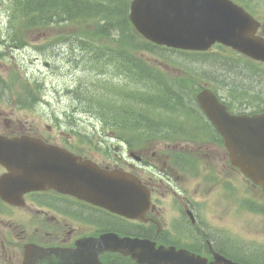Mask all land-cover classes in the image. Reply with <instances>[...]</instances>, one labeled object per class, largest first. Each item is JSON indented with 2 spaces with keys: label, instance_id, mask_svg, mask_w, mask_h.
Listing matches in <instances>:
<instances>
[{
  "label": "flooded vegetation",
  "instance_id": "af4514ba",
  "mask_svg": "<svg viewBox=\"0 0 264 264\" xmlns=\"http://www.w3.org/2000/svg\"><path fill=\"white\" fill-rule=\"evenodd\" d=\"M260 23L264 36V24ZM4 59L3 51L1 71ZM11 93L9 82L0 74V135H28L82 156L113 152L102 154L97 162L136 177L146 188L149 208L141 219H130L53 191L27 194L21 207L0 201V264H57L26 255V245L52 251L67 264H95L93 256L101 264H145L131 257L128 252L134 246L126 243L117 252L106 250L104 244L75 251L78 241L107 234L145 240L153 249L187 251L206 264H264V195L230 163L221 137L204 116L201 130L173 133L186 139L183 142L157 149L152 141L144 147L110 146L96 135L81 137V132H54L48 127L41 132L5 110L10 102L18 104L21 111L26 109ZM221 204L226 207V224L233 225H223L219 216L214 223L207 219V213ZM245 217L263 225L244 221L243 226H234L235 219Z\"/></svg>",
  "mask_w": 264,
  "mask_h": 264
},
{
  "label": "water",
  "instance_id": "95a60500",
  "mask_svg": "<svg viewBox=\"0 0 264 264\" xmlns=\"http://www.w3.org/2000/svg\"><path fill=\"white\" fill-rule=\"evenodd\" d=\"M130 9L137 30L156 44L205 51L222 43L264 61V42L254 37L257 23L228 0H133ZM197 100L222 135L232 163L264 191V112L229 115L209 90L199 93ZM60 155L36 140L0 139V161L11 171L12 186L20 185L22 192L53 188L117 210L120 185L115 172H101L72 157L53 164L51 159ZM169 254L161 251L150 263L167 264ZM134 257L149 263L147 258Z\"/></svg>",
  "mask_w": 264,
  "mask_h": 264
},
{
  "label": "trees",
  "instance_id": "16d2710c",
  "mask_svg": "<svg viewBox=\"0 0 264 264\" xmlns=\"http://www.w3.org/2000/svg\"><path fill=\"white\" fill-rule=\"evenodd\" d=\"M129 1L13 0L12 26L15 25L14 29L19 33L22 29L28 30L39 25L49 27L52 21L56 25H63L60 22L73 25L76 28L74 33L81 36L77 42L85 53L81 57L86 64L90 63L93 68L101 70L104 69L102 60H107L106 65L112 73L128 74L133 81L130 86H116L109 80L108 85H100L94 91L96 95H92L97 115H101L113 126L131 123L146 129L152 123L153 116L173 114L179 108L187 111L194 99V89H190L191 84L187 82L195 83L197 79L188 77L186 82L178 80L172 83L167 78L166 81L159 72L149 68L151 66L144 59L130 54L148 52L160 55L159 50L162 49L138 37L136 39L135 35L136 40L133 39L126 17ZM114 32L117 38L113 37ZM180 60L185 65V68L182 67L184 71H189L192 76L196 74V77L204 73V65H207L211 69L209 71L220 78L219 83L227 91L233 92L235 97L240 93L252 96L255 100L264 99V78L249 75L243 69L229 68L203 56L180 54ZM256 79L259 82L255 83ZM140 84L142 88L138 86ZM123 91L126 94L122 96Z\"/></svg>",
  "mask_w": 264,
  "mask_h": 264
},
{
  "label": "rangeland",
  "instance_id": "374dc122",
  "mask_svg": "<svg viewBox=\"0 0 264 264\" xmlns=\"http://www.w3.org/2000/svg\"><path fill=\"white\" fill-rule=\"evenodd\" d=\"M12 2L13 0H0V48H2L3 45L5 54L8 53L5 50L6 46L9 45V47H13L14 45L11 40L12 32L7 27L8 22L13 21ZM243 2L251 6L258 14L264 11V0H243ZM63 31H65V29L61 30V32ZM45 35H55V33L51 30H44L40 32V34H31L27 31L23 33L21 35V41L26 46L25 51L20 55L12 52L13 58L5 59L4 63H2V65H4V71L0 69V74L11 86H13L12 89L14 92H19L20 83L23 89L24 85L31 89L33 87L35 88V81L42 84L43 96H41V102L36 103L34 107H27L24 111H21L18 105L10 102L4 106L5 110L11 112L14 117H20L28 124H32L41 132L46 131L47 126H50L53 131H69L67 126L72 124H74L73 130L102 129L101 123L97 121V111L94 109V104L90 98V92L92 91L91 83L109 79L110 76H100L98 75V70H96V73H92L93 71H91V68L85 63L83 58L80 57L85 53L82 51V48L79 46L74 36L69 37L67 46L59 45L51 47L50 45H52V42L54 44V39ZM115 36H117V33ZM7 38H9V40ZM6 39L8 41H6L5 44ZM41 46L43 47L41 48ZM79 48H81L80 51ZM142 56L152 63L151 65L157 66L161 72L167 73L173 77L182 73V71L178 73L176 70H180L182 67L185 68L181 60L175 56L170 57L168 55H161L159 59H154L151 55L142 54ZM44 62L48 63L47 68L44 67ZM105 70L107 71V68ZM191 70H193V67H191ZM206 71H208V69H206ZM245 72L249 75L252 74L248 72V70H245ZM116 76L117 75H115V77ZM257 81L259 82V80L256 79L255 83H257ZM76 85H79L81 89L79 91H74V94H67V90L70 92ZM219 95L224 98L226 97V93H223L222 90L219 91ZM242 96L243 94L240 93H238L237 97L233 94V97L237 100L241 99ZM244 96L247 100L254 99L252 96L247 97L245 94ZM11 97L16 102L24 100L23 96L15 93H11ZM246 104L247 102L240 105L242 108H246L247 112L256 108L255 105L248 106ZM260 107H264V104H261ZM160 118L165 122L169 120L171 116L163 115ZM150 141H152L155 147H158V143L162 142L155 138H151ZM225 208L226 207L221 204L211 209L207 213L209 222L214 223L219 216L221 220L225 222L223 225H233L226 224L229 220L228 215L225 213ZM239 216L243 217V214L240 213ZM235 220L234 226H236V224L238 226H243L244 223L242 222L244 221H248L249 223L253 221L255 225H263L262 223L259 224L258 220L254 221L249 217H245L239 221H237V219Z\"/></svg>",
  "mask_w": 264,
  "mask_h": 264
}]
</instances>
